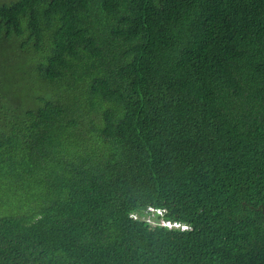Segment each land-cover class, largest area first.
<instances>
[{
  "label": "trees",
  "instance_id": "1",
  "mask_svg": "<svg viewBox=\"0 0 264 264\" xmlns=\"http://www.w3.org/2000/svg\"><path fill=\"white\" fill-rule=\"evenodd\" d=\"M0 264H264V0H0Z\"/></svg>",
  "mask_w": 264,
  "mask_h": 264
},
{
  "label": "built area",
  "instance_id": "2",
  "mask_svg": "<svg viewBox=\"0 0 264 264\" xmlns=\"http://www.w3.org/2000/svg\"><path fill=\"white\" fill-rule=\"evenodd\" d=\"M148 210H152V209L148 208ZM156 211H157V212H160V209L158 208V209H156ZM148 220H149V219L146 218V221H148ZM160 224L169 227V226H175V225L177 224V222H175V221H173V220H169V219H162V220L160 221ZM182 226H185V225H182Z\"/></svg>",
  "mask_w": 264,
  "mask_h": 264
},
{
  "label": "clouds",
  "instance_id": "3",
  "mask_svg": "<svg viewBox=\"0 0 264 264\" xmlns=\"http://www.w3.org/2000/svg\"><path fill=\"white\" fill-rule=\"evenodd\" d=\"M151 209H153V208H151ZM156 209H158V208H155V209H153V210L156 211ZM151 211H152V210H151ZM161 220H162V219H159V223H160ZM173 221L177 222V224H176L174 227L184 228V227H187V226H188V225H186V224H184V223H181V222H179V221H177V220H173ZM182 225H185V226H182Z\"/></svg>",
  "mask_w": 264,
  "mask_h": 264
}]
</instances>
